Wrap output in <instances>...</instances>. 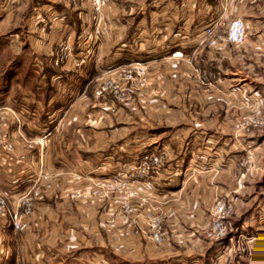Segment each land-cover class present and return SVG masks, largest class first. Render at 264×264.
Returning <instances> with one entry per match:
<instances>
[{
	"label": "crops",
	"instance_id": "crops-1",
	"mask_svg": "<svg viewBox=\"0 0 264 264\" xmlns=\"http://www.w3.org/2000/svg\"><path fill=\"white\" fill-rule=\"evenodd\" d=\"M5 1L0 0L5 3L4 8L0 9V26L22 28V44H28L32 59L35 60L32 70L60 71L50 64L56 53L54 45L65 34L58 18L59 13L68 11V3L72 11L83 8L78 14L85 8L66 0ZM218 1L148 0L151 5L146 6L140 0H118L114 8L107 11L105 35L99 38V64L105 63L104 69L102 65L97 68L95 58L91 59L93 69L90 65L92 62L85 70L65 67L63 64L65 72L48 75L51 81L47 87L42 81L35 86L36 93L40 95L22 94L20 97L26 103L12 105L16 110L22 111L23 108L33 112L22 126L25 134L50 130V143L45 150L44 163L51 174L52 187L44 191V195L34 198V214L26 230H13L0 220V264H108L110 252L115 259L119 257L122 263L124 258H130L133 261L147 260V264H153L154 261L158 264H211V256L209 260L206 257L227 243L213 239L209 233L210 216L207 209L214 194L227 198L233 194L234 198L230 220L237 229L235 240H239V243L235 245L232 259L225 264H256V259L264 264V252L257 254L253 250L255 243H264V195L257 196V193L262 192L260 187L264 188V182L258 184L261 182L259 178L264 177L263 163L257 167L251 197L246 199L241 196L246 191L247 183L235 189V166L231 162L209 171L206 180L201 176L186 179L182 173L187 159L196 153L195 149L207 146L205 141L216 144L214 151H220L218 139L221 135L217 132L209 131L205 126L195 131L180 127L178 131L162 136L133 129L134 124L151 125L158 120V115L153 111L159 108L155 98L141 100L138 96L144 90L147 95H151V89L155 95L161 90H169L167 94L171 97L173 91H170V84H178L177 88L181 92L179 100L174 103L187 110L193 105L189 101L193 91L203 93L204 89H208L210 95L216 97L220 85L228 88L238 79L243 82L241 86L247 92L250 91L247 73L256 70L255 66H263L264 62V0H231L229 3L227 12L242 16L246 25L250 26L245 43H216L211 47H203L199 42L202 29L208 18L218 15ZM33 15H40L35 25L31 21ZM113 18L115 20H111ZM68 28L67 39L75 32L70 25ZM11 34L17 36V30ZM173 36L175 41H172ZM73 41L74 44L77 42ZM77 47L74 45L75 52ZM173 50L180 54H168ZM139 58L145 59L142 62ZM111 60H115V63ZM134 61L142 62L147 69L145 84L131 92L130 100L114 104L113 100L107 98L108 93L98 97L93 95V89L100 79L107 77L117 67ZM160 63L164 66H159ZM194 66L208 67L213 71H194ZM215 70H221L222 73L227 70L226 76L205 80L203 74L202 78L199 76V72L215 73ZM64 76H73V80L66 84ZM236 88L233 87L234 90ZM62 93L69 96L67 102L60 99ZM168 99L167 102L163 101L161 107L166 108L169 104L168 108L172 109L175 105ZM200 103L202 107L209 108L210 104V108L218 106L214 98L194 105L201 107ZM121 108L128 109L124 113L131 115V119H120L121 125L106 128L112 118L108 115L109 109L117 113ZM184 118L187 117H169L168 121L169 124H186ZM192 118L189 117L190 121ZM216 118L213 115L203 116L196 121L213 124ZM8 119L4 128L12 134L13 123ZM12 139L16 150L24 152L26 156L21 163L8 160L6 164H0V193L14 205L16 198L32 185L33 179L28 174L38 155L36 147L26 150L16 137L12 136ZM141 144L148 148L164 145L170 152V158L158 179V191L146 190L141 195L153 199L160 209L170 206L174 210V214L163 222L165 239L158 245L150 243L142 233L131 232L133 225L142 228L139 217L131 216L127 222V218L117 208L106 205L104 201L91 202L74 197L71 193L72 187L79 183L74 181V173H81L83 179L95 177L99 161L113 163L122 161L124 157L126 160L131 159L139 152ZM223 149L228 156L235 155L234 143L228 142ZM7 166L12 170V175L7 173ZM252 173L253 166L244 180L251 182ZM216 264H221L220 260Z\"/></svg>",
	"mask_w": 264,
	"mask_h": 264
},
{
	"label": "rangeland",
	"instance_id": "rangeland-1",
	"mask_svg": "<svg viewBox=\"0 0 264 264\" xmlns=\"http://www.w3.org/2000/svg\"><path fill=\"white\" fill-rule=\"evenodd\" d=\"M5 1V0H4ZM67 1V0H66ZM236 0H232L234 2ZM6 2V1H5ZM231 0H219V13L216 17L208 18L205 24H208L211 19H215L217 24L215 25V32L220 34L222 33V29H226L228 21L235 17V16H240L236 14H231L227 12L229 3ZM239 2V1H238ZM68 3V2H67ZM140 3L146 4V6H150L151 2L149 3L148 0H140ZM116 4V3H115ZM114 4V6H115ZM239 4V3H238ZM5 3L0 2V9L4 8ZM71 4L68 3V11L63 10L59 13V19L61 22V26L65 29V34L62 36L54 45L56 48V53L53 56V59L50 61V64L54 67H57L60 69V71H33V67H35L33 62L35 60L32 59L31 53L28 49V44H22L24 40L23 36V31L22 28L20 29L15 28L12 29L11 27L4 28L0 26V104L7 103L11 105H21L25 104V100H23L22 97H20L22 94H30V95H40V93H36V88L35 86L37 84H41V81L44 82L45 87L49 85L51 80H48V75H51L52 73H64L65 69L62 68V65L73 68V69H83L85 70L89 64L91 65V68L93 69V61L91 60L92 58L96 60L97 63V68H100L102 65V69L105 67V63L99 64V54L98 51L101 48L99 38L101 36L105 35V28L103 27L99 37L97 40L90 45H85L84 43H81V38L83 37V34L90 30L93 25V21L91 20L90 13L91 10L89 7H86L84 11H82L81 14H78L83 8L79 7L75 11H72L70 8ZM113 6V7H114ZM110 10V9H109ZM228 13V17L226 18ZM35 14V13H34ZM214 16V15H211ZM40 17V15H39ZM38 15H33L31 21L33 24H37ZM243 20L244 18L240 16ZM116 18V17H115ZM115 18L111 20H115ZM226 18V19H225ZM245 24V39L240 42V43H228V42H221V40H218L217 44H243L247 40L248 33L247 30H249L250 26L246 25V22L244 20ZM249 24V23H248ZM33 25V26H34ZM69 25L71 26V29L74 28L75 32L72 34L71 38L68 37V32L69 31L68 27ZM82 25V27H81ZM73 27V28H72ZM81 27V28H80ZM76 28V29H75ZM70 29V31H71ZM14 30H17V36H13L11 34ZM70 34V33H69ZM70 36V35H69ZM14 39H11L13 38ZM214 37V36H212ZM16 39V40H15ZM17 40H21V42H17ZM70 40L69 47H71L72 53L75 52L74 45H78L77 47V52L76 56H82V53H86V48L89 49L88 51V56L86 57L88 60H86L83 63L75 64L73 61L66 62L64 58L57 59L58 57L57 54L63 53L66 51V48H62L63 44H65L66 41ZM73 40H77V42L74 44ZM79 41V42H78ZM81 41V42H80ZM172 41H175L174 36L172 37ZM62 42V43H61ZM61 43V44H60ZM203 47H211L210 45H207V43H202ZM264 46V43H263ZM28 51V53H26ZM168 54H171L168 53ZM29 55V56H26ZM75 56V57H76ZM27 57V58H26ZM145 57V56H142ZM78 59V58H77ZM142 59L145 58H139L140 61L143 62ZM112 63H115V60H111ZM31 63V64H30ZM65 63L69 64L66 65ZM110 65V64H108ZM263 66H255L257 67L256 70L252 69V71H248L249 75V81L247 83L250 84L249 92H247L246 88L242 87L241 85L243 82H241V79H238L234 84H230V87L227 88V86L220 85L219 89L220 92L218 93V96L215 97V95L211 96V91L208 89H204L203 93L202 92H196L193 91L190 93L191 96H189V101L193 103V105L197 102H201L202 100L205 102L209 101L210 99L214 98L217 99V107H202L203 105L201 104V107L199 106H191L190 109H183L177 106V102L179 100V92H181L177 87L178 84H170V91L172 90V95L169 97L167 94L168 91L166 90L165 92L163 90L159 91L154 94L153 90L151 89L150 94L147 95L146 90H142L143 92L138 93V96L141 100H148V99H153L155 98V101L157 103V106L159 108H156V110H153L156 112V115L158 120L153 122L151 125L146 123L144 125H137L134 124V130L139 129L142 131L141 133H154L157 135H162L164 136L166 133H171L174 131H178L180 127H183L187 131L194 130L196 128H202V126H205L209 131L217 132L220 134V138L218 139V144L220 145L219 149L220 151L216 152L214 151L215 145L211 143V141H205L207 146L203 149L202 147L196 148L195 152L192 153V155L187 159L186 162V167L182 172L184 174V177L186 179L189 177H204L205 180L209 176V173L211 171H215V169H218L224 164H229L231 162L235 166L234 170V185L235 189H240L243 183H247L246 186V191L241 197L244 198H249L251 197V189H253V186L255 185L254 180L257 178V167H259L260 163H263L264 166V62L262 63ZM159 66H164V64L160 63ZM195 69L194 71H213L209 70L208 67H197L194 66ZM199 68V69H198ZM204 69V70H203ZM83 70H79L82 72ZM227 71V70H226ZM222 73L221 70H215V73L212 72H199L200 78L203 76V80L207 78L211 79H222L223 76H226ZM78 72V71H77ZM45 73V76H43ZM43 74V75H42ZM203 74V76H201ZM43 77H45L43 79ZM51 77V76H50ZM77 77V76H76ZM76 77H75V82H76ZM64 79L66 78V82H71L73 80V76L71 77H63ZM104 79H100L97 83L95 88L93 89V95L98 97L102 96L100 94L95 93V89L97 85ZM62 79V78H60ZM63 79V80H64ZM72 79V80H71ZM180 80V79H179ZM226 80V79H225ZM224 80V81H225ZM66 84H69V83ZM182 83L183 80H182ZM145 84V83H144ZM143 84V85H144ZM234 85V86H233ZM233 87H237L235 90ZM232 88V89H231ZM47 89V88H45ZM45 94V91L43 92ZM42 93V94H43ZM65 93V92H64ZM78 93V92H77ZM74 94V93H72ZM108 99L109 101L113 100L114 104L115 103H120L121 101H118L114 98V96L111 93H108ZM202 95H204L202 97ZM131 97V96H130ZM69 96L67 94H61L60 99L64 100V102H67ZM171 100V103L175 105L172 107V109L168 108L169 104L166 105L165 107L163 106V101L167 102V99ZM137 97L135 95L134 100H136ZM168 99V100H169ZM209 99V100H208ZM130 100V99H129ZM230 102V103H229ZM18 103V104H17ZM170 103V102H169ZM229 103V104H228ZM197 105V104H196ZM165 106V105H164ZM177 106V107H176ZM23 109V108H21ZM26 109V108H25ZM142 109V108H140ZM147 109V108H145ZM64 110V109H63ZM31 111V110H29ZM128 111V109H123L121 108L120 111L118 110L117 113H114L109 109L108 115L110 116V124H107L106 128H110V126H115V125H121L120 119L129 121L131 118V115L125 114L124 112ZM148 111V110H147ZM64 113H62L63 115ZM198 114V115H197ZM147 115V114H146ZM149 115V114H148ZM216 116V121H214L213 124H210L209 122H199L197 123L196 119H199V117H209V116ZM117 116V117H114ZM193 116L192 120L190 121L189 117ZM169 117L173 118H180V117H187L184 118L183 120L186 121V124H179L177 123H170L169 124ZM128 118V119H127ZM150 118V116H149ZM130 131V129H128ZM229 136V138H228ZM51 137V136H50ZM130 142V140L128 141ZM234 143L236 147V151L234 152L235 155H230L228 156L227 153L224 152V147L227 145V143ZM50 143V142H49ZM224 146V147H222ZM102 160V159H101ZM123 160H126L125 157ZM121 161V160H120ZM108 161H99L98 165L101 163H107ZM253 166V173H252V180L251 182H248L247 180L245 181V175L250 169V167ZM256 169V170H255ZM264 169V167H263ZM210 171V172H209ZM181 173V175H182ZM264 176V175H263ZM258 184H262L264 182V177L259 178ZM259 184V185H260ZM260 190L262 192L260 194L257 193V196L263 197L264 195V188L260 187ZM235 193V192H232ZM238 194V193H237ZM215 195V196H214ZM213 200L211 203L208 204V209L209 211V233L210 236L215 239V240H223L225 241L226 244L224 246L218 247L213 255L210 253L206 258L209 260L211 256L212 263L211 264H216L217 260L221 262V264H225L227 261L231 260L233 255V251L236 250L235 245L239 243V240L236 241L237 237H235V232L237 229L233 227L232 222L230 220V214L233 211L234 207V202H233V194L230 195L229 198L226 196H219L217 194H214ZM235 195V194H234ZM239 195V194H238ZM232 196V197H231ZM215 201H220L224 202L225 204L229 203L231 205L230 211H228V214H226L222 219L221 223L226 229V232L222 236L216 237L214 231L211 230V219H212V213L211 209ZM259 242L254 244L255 246ZM252 251V250H251ZM111 253V252H110ZM108 255V264H147L146 261H133L130 258H124L123 263L121 260H119V257L115 259L112 256V253ZM146 262V263H145ZM149 262V261H148ZM153 264H158L157 261L152 262ZM181 264V263H177ZM184 264V263H182Z\"/></svg>",
	"mask_w": 264,
	"mask_h": 264
},
{
	"label": "built area",
	"instance_id": "built-area-1",
	"mask_svg": "<svg viewBox=\"0 0 264 264\" xmlns=\"http://www.w3.org/2000/svg\"><path fill=\"white\" fill-rule=\"evenodd\" d=\"M67 1L77 7H89L91 10L92 28L83 34L82 42L80 41L88 46L99 37L105 24L107 11L113 9L118 0ZM216 24L215 19H211L203 27L199 42L214 46L218 40L240 43L245 39V24L240 16L231 18L226 29H222L220 34L214 30ZM67 44L70 42L66 41L63 44L62 48H66V51L57 54V59L64 58L66 62L73 61L75 64L88 60L86 57L89 55V49L86 48V53H82V56H76V53H72L71 47ZM179 54L180 52L177 50L171 52V55ZM146 69L145 64L139 61L117 67L97 85L95 93L100 95L111 93L118 101H128L131 98V92L145 83ZM32 115V111L16 110L11 104H0V164H6L8 160H11L12 163H21L25 160V153L16 150L12 136L16 137L26 150L36 147L38 155L36 163L29 169L28 175L33 179L32 185L16 198L15 204H10L5 195L0 193V220L16 231H24L29 227L30 217L34 214V198L44 195V191L50 190L52 187L51 174L46 170L44 163L45 150L50 142V130L44 129L29 135L22 130L26 118ZM8 118L13 123L12 134L7 133L4 128ZM138 149L139 152H136L131 159L99 164L98 174L95 177L83 179L84 176L81 173H74L73 179L79 183L72 187L71 193L74 197L87 199L91 202L104 201L106 205L117 208L127 218V222L131 216L139 217L143 223L142 228L133 225L131 232L142 233L150 243L158 245L165 239L163 222L174 214V210L170 206L164 210L160 209L153 199L143 198L141 195L146 190L158 191V179L162 175V168L170 158V152L164 145L148 148L141 144ZM6 171L9 175L13 174L9 166L6 167ZM230 209L229 203L214 202L211 209L210 227L216 237L225 234L226 229L222 225L221 219L228 214ZM254 250L257 254L263 253L264 243H258ZM255 263L262 264V261L256 259Z\"/></svg>",
	"mask_w": 264,
	"mask_h": 264
}]
</instances>
